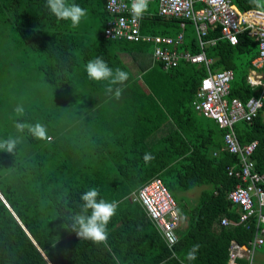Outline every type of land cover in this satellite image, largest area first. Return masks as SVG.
<instances>
[{"label":"trees","instance_id":"trees-1","mask_svg":"<svg viewBox=\"0 0 264 264\" xmlns=\"http://www.w3.org/2000/svg\"><path fill=\"white\" fill-rule=\"evenodd\" d=\"M231 1L240 10L255 8L250 0ZM77 4L94 18L102 44L136 54L147 90L134 83L118 99L75 91V83L80 85L73 77L79 65L76 50L84 45L76 43L72 33L86 27L72 28L70 21L57 20L42 0H0V58L11 66L0 69V137L14 133L12 109L20 102L26 119L47 125L51 136L50 142L26 137L14 153L0 150V264H225L228 241L245 244L254 224L246 229L218 223L221 216L237 217L236 207L226 198L237 182L226 167L235 164L236 157L213 154L221 146L223 130L191 103L206 73L204 65L180 60L163 70L150 61L149 44L103 37L104 0L102 9L91 0ZM186 24L178 48L197 52ZM141 31L174 35L178 20L143 16ZM217 34V29L208 31L207 37ZM203 51L206 57L218 58L219 69H232L227 98L245 101L257 94L245 78L256 55L252 38L239 33L236 44L218 39ZM81 52L83 61L86 55ZM107 64L126 70L115 54ZM213 67L218 68L214 62ZM26 79L36 87L33 97L21 101L16 95L25 93ZM9 81L13 84L7 85ZM88 85L101 83L92 80ZM233 129L239 143L256 140L251 157L256 171L264 173V100L251 120L238 121ZM145 153L154 159L145 163ZM152 176L161 179L186 217L172 247L128 196ZM196 186L203 187L194 204L187 205L179 192ZM92 187L100 198L118 202L106 244L80 239L64 226L68 222L62 215L78 211L80 194ZM193 245H199L197 258L189 261L186 254Z\"/></svg>","mask_w":264,"mask_h":264},{"label":"built area","instance_id":"built-area-1","mask_svg":"<svg viewBox=\"0 0 264 264\" xmlns=\"http://www.w3.org/2000/svg\"><path fill=\"white\" fill-rule=\"evenodd\" d=\"M194 2L201 6L195 8ZM156 4L155 15L178 20L179 31L175 35L143 33L142 17L153 14L147 11L141 18H134L129 10V0H104L107 16L102 35L110 40L152 44V59L160 63L164 70L176 66L180 60L204 65L206 73L200 78L192 105L223 130L221 146L213 154L227 152L236 157V163L226 167L227 175L237 180L226 193V198L236 207L237 220L221 217L219 222L221 225H242L246 229L254 224L252 238L245 244L228 241L225 264H255L256 251L264 243V173L256 171L251 157L256 141L239 143L233 126L238 121L251 120L264 100V10H240L231 0H156ZM186 23L195 32L199 47L197 52L177 49L183 41ZM215 29L217 36L207 37L208 31ZM243 31L258 45L246 81L251 88L259 90L245 101L237 97L227 98L232 70L214 68L212 60L203 51L205 46L213 45L218 39L234 45L237 35ZM128 196L131 201L140 204L166 246L168 235L175 236L177 240L176 229L180 222L178 205L158 176H152L130 191Z\"/></svg>","mask_w":264,"mask_h":264},{"label":"clouds","instance_id":"clouds-1","mask_svg":"<svg viewBox=\"0 0 264 264\" xmlns=\"http://www.w3.org/2000/svg\"><path fill=\"white\" fill-rule=\"evenodd\" d=\"M257 10H264V0H250ZM150 0H129V10L134 18H141L148 11ZM45 7L57 20L70 21L72 28H77L82 19L88 15L87 9L83 8L74 0H45ZM84 71L90 80L101 82L107 81L105 93L119 98L121 88L117 85L123 84L128 79V73L120 68L113 70L101 57L90 59L84 65ZM14 133L0 137V150L14 153L26 137L35 140L51 141L47 125L40 121L26 119L27 110L25 105L17 103L13 109ZM154 157L151 153H145L143 160L149 163ZM81 203L78 211H71L62 215L68 222L65 227H71L77 236L83 240H90L96 244H106L108 240V224L116 215L118 202L108 201L100 198L99 190L95 187L89 188L80 194ZM63 204L67 208L70 201L67 196L63 197ZM168 246L172 247L177 240L175 236H167ZM199 245H193L186 256L189 261L195 260Z\"/></svg>","mask_w":264,"mask_h":264},{"label":"crops","instance_id":"crops-1","mask_svg":"<svg viewBox=\"0 0 264 264\" xmlns=\"http://www.w3.org/2000/svg\"><path fill=\"white\" fill-rule=\"evenodd\" d=\"M80 0H74L75 3H78ZM43 2V5L45 6V0H42ZM92 4L95 5V8L97 9H102L103 7V0H91ZM234 4V3H233ZM235 5V4H234ZM43 6V7H44ZM97 6V7H96ZM156 0H150V4H149V8H148V11H150L153 15L154 13L156 12ZM193 6L195 8H198L201 6L200 3L198 2H194ZM236 6V5H235ZM46 8V7H45ZM94 18L92 17H89V15H87L86 18H84L83 21H85L84 24H80V27L82 25H84V27H86L84 30H79L78 32H74L72 33L74 35V38L73 40L78 44H83L84 45V49L80 48L78 50H80V52H78V50H76V54H77V58H78V66H75L76 69V73L73 75V77L75 78L76 82L77 83H80V85L76 84L75 83V86L77 89H74L75 91H80V92H95V93H105V87L107 85V81H101V85L99 86H92V85H88V82L92 80H90L88 77H87V74L86 72L84 71V65L86 64V62L90 59H93V55L95 53L96 56L94 57H101L103 58L106 62L110 60V56L114 55L117 57V59L123 63L126 67V71L128 73V79L123 83V84H120V85H117V87H120L121 88V92H124V91H129V89H133L134 86L133 84L136 83V85L138 87H140V89L142 91H146L147 88H146V85L144 84L143 82V79H142V75L144 73L143 70H140L139 69V65H138V61H139V58H137L134 54H132V52H128V51H125V50H121L120 48H118L116 45H113L112 43L110 44H102V39H101V36H100V29H98L99 27H96V23L94 22L95 20H93ZM94 22V23H93ZM87 24V25H86ZM188 30V33H189V36L195 38V32L193 31V29H191V26L188 27V29H186V31ZM143 33H148V32H143ZM186 33V32H185ZM240 33H244L246 36H248L246 34L245 31L243 32H240ZM150 34H153V33H150ZM176 34V33H175ZM174 34V35H175ZM157 35H160V34H157ZM166 35H170V34H166ZM170 36H173V35H170ZM250 38H252L254 40L253 37L251 36H248ZM196 39V38H195ZM223 40V39H222ZM256 42V54H257V51H258V45H257V41L254 40ZM128 42V41H126ZM196 42V41H195ZM71 43H74V42H71ZM130 43H135V42H130ZM136 43H146V42H136ZM100 44V46H99ZM146 44H149L151 46V50H150V61L152 63H158L156 61H154L152 59V44L150 43H146ZM104 45V46H103ZM197 45V43H196ZM177 49H179L177 47ZM82 51H84L85 55H86V58L82 61L81 58H82ZM96 50V51H95ZM180 50V49H179ZM106 56V57H104ZM256 56V55H255ZM254 56V57H255ZM81 57V58H80ZM253 57V58H254ZM212 62L215 63V65L219 66L217 62H219L218 58H212V57H209ZM252 58V59H253ZM251 59V60H252ZM250 65H251V61H250ZM252 66H250L249 68H251ZM162 68V67H161ZM248 68V69H249ZM163 69V68H162ZM170 69V68H169ZM164 70V69H163ZM168 70V69H166ZM232 70V69H231ZM83 73H85V75H83ZM233 73V72H232ZM247 73H248V70H247ZM247 73H246V76H247ZM246 78V77H245ZM247 83V81H246ZM248 84V83H247ZM249 86V84H248ZM250 87V86H249ZM251 88V87H250ZM256 91H258L259 89H256ZM194 99V97H193ZM192 99V100H193ZM192 103V101H191ZM200 113V112H199ZM215 123V122H214ZM252 141V140H251ZM256 141V140H255ZM257 143V142H256ZM203 186H198L197 189H198V192L197 194L199 193L200 189L202 188ZM183 192V191H182ZM182 192H179V194L182 196ZM196 194V195H197ZM195 195V196H196ZM198 196V195H197ZM183 197V196H182ZM184 198V197H183ZM190 203L187 204V205H192L194 204V200H191L189 201ZM178 205V204H177ZM179 209V207H178ZM179 213H180V222H179V226L177 227V230H181V229H184L185 226H186V217H184L181 212H180V209H179ZM221 217H226V216H221ZM219 217V220L220 218ZM182 218H184L183 222H182ZM228 218V217H226ZM229 219V218H228ZM218 220V223L219 225L220 222ZM231 220H237V217L235 219H231ZM252 225V224H251ZM222 226H237V225H222ZM242 226V225H241ZM251 228V226H250ZM253 234V232H252ZM252 238V237H251ZM250 238V239H251ZM230 240H233V239H230ZM229 240V241H230ZM235 241V240H234ZM254 263L255 264H262L264 263V259H259L258 261H256L255 259V256H254Z\"/></svg>","mask_w":264,"mask_h":264},{"label":"rangeland","instance_id":"rangeland-1","mask_svg":"<svg viewBox=\"0 0 264 264\" xmlns=\"http://www.w3.org/2000/svg\"><path fill=\"white\" fill-rule=\"evenodd\" d=\"M12 50H14L13 49V47H11L10 48V54L11 55H14L15 56V52H12ZM19 54V53H18ZM2 59L0 58V69H6V67L8 68V69H10L9 67H11L10 65H6L5 63H2ZM4 71V70H3ZM0 73H2V72H0ZM10 74V73H9ZM11 79V78H10ZM27 83V84H26ZM10 84H13V83H11L10 81L7 83V85H10ZM28 84H30V86L28 85ZM34 84H36L35 82H31V81H28L27 82V79H26V81H25V83L23 84V85H25L26 86V90H24L25 91V93H19V94H17L16 95V98H18L19 100H23V101H25L27 98H31V97H33L32 96V93H33V88H35L36 87V85H34ZM4 94L3 93H1V96H3ZM10 96H13V94H10ZM197 192H198V189H197V186L196 187H192V188H190V189H188V190H186V191H183L181 194H182V196L184 197V200H185V202L187 203V204H189L190 202L189 201H191V200H194V201H196V199H197ZM197 194V195H196ZM196 195V196H195ZM191 205V204H190ZM179 207V206H178ZM184 218H182V222L184 221L183 220ZM264 259V243L257 249V251H256V254H255V259H256V261H258L259 259Z\"/></svg>","mask_w":264,"mask_h":264}]
</instances>
